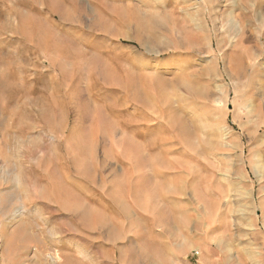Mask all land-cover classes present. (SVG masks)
I'll list each match as a JSON object with an SVG mask.
<instances>
[{
  "label": "rangeland",
  "instance_id": "1",
  "mask_svg": "<svg viewBox=\"0 0 264 264\" xmlns=\"http://www.w3.org/2000/svg\"><path fill=\"white\" fill-rule=\"evenodd\" d=\"M80 1L86 12L61 24L42 0H0V264H264V6L226 0L218 12L253 35L242 42L217 13L210 48L182 31V0ZM29 7L101 61L45 50L16 19ZM132 7L172 33L143 48L118 21L135 23ZM92 10L117 35L90 30ZM153 69L168 84L146 85L140 105L125 87ZM243 104L257 111L243 118Z\"/></svg>",
  "mask_w": 264,
  "mask_h": 264
},
{
  "label": "bare ground",
  "instance_id": "2",
  "mask_svg": "<svg viewBox=\"0 0 264 264\" xmlns=\"http://www.w3.org/2000/svg\"><path fill=\"white\" fill-rule=\"evenodd\" d=\"M88 1L91 2L94 5V7L97 6L96 8H98V10H101L99 8H109V2H111V4H113L112 0H109V2H108V0H88ZM124 1L126 2L129 0H124ZM225 1L226 0H200V1L182 0V6H180V7L183 8L182 10L185 9L184 14L186 15L183 18L185 23H186L185 24L186 26L184 27V24L182 25V28H181L182 31H184V32L187 31L189 33L195 32L196 37L198 39V41L196 40L197 45L203 42L206 46H209L210 48H212L214 46V44L216 45L217 48H220L221 41L217 38V33H216V29H217V25H216L217 22L216 21L218 19V15H217V13H218L219 16H221V18L223 17V19H226L227 26H228L227 31L229 33H231L234 37H236V36L237 37H239V36L243 37L244 39L241 38L242 42L246 41L249 36L253 35V32H252V30H249V28H247V26L244 25L245 22L243 23L242 22L243 20L242 21H235L234 19H236V18L234 16H233L234 19L232 18L231 14L234 15V13H232L233 11H231V10L228 11V9H226L224 11L222 10L221 13L218 12L219 11L218 7H220V6L223 7L226 5ZM231 1L232 2H230V4L235 2L234 0H231ZM237 1L241 2L244 5V7L246 8V10H248V12H253L254 16H255V14L257 16L258 10L264 6V0H237ZM42 2L48 7L49 10H51L55 15H57V22H59L61 24H66V23L72 22V20H73L72 17H74V15L71 11L78 13V15H81V14L86 12L85 6L83 5V3L80 0H42ZM142 2H143V0H142ZM153 2H155V0ZM118 3L121 4L120 0ZM133 5H135V4H133ZM142 6H143V4H142ZM170 6L171 5H169V7ZM113 7L117 8V6H113ZM144 7H145V5H144ZM110 8H112V7H110ZM121 8L124 9V7L121 6L119 8L121 10V13L123 14L124 10ZM35 10H36V8L29 7V9L26 11V13H24V11H22L20 9H17V8L14 9V12H16V15L18 17L16 19H19L21 24H22L21 29H22L23 33L34 32L35 36L38 39V44H40L41 46L43 44V46H45V50L55 52L56 54L61 55L63 57H68V56H72V55L82 56V57L86 58V60L93 65H96L97 63H99L101 61V59L99 57V50L94 43H92V42L84 43V40L81 37L68 34L64 29L58 28L57 24L52 23L50 28L48 26H45V24L43 23L44 21H40V20L35 18L34 14H33V12ZM133 10H134L135 14H137V16H138L135 23H131V21L129 22V20H127L126 18L121 17L120 13H118V15L120 17V18H118V21L123 23V24L127 23V25H129V23L133 24V27H134L133 30H135V34H134L133 39H135L138 42V44H140V46H142L143 48L148 49L149 45L160 43L159 38L153 33L154 32L153 30H158V28H162L168 34L172 33L169 28H165V27L160 26L158 21L152 19L151 16L140 15V13H138L139 10L137 8H133ZM92 11H94V10H92ZM93 16H95L96 18L94 17L95 21H93L94 20L93 19L90 22V25L88 26L90 30H92V31L96 30L97 33L108 32V33H112L113 35L114 34L117 35V33L111 31L113 26L107 18L98 14V12H95V11L93 12ZM242 18H244L246 21L250 22L251 15L245 14L242 16ZM237 19H238V17H237ZM256 20L260 26L259 31H257L258 33L256 34L257 41L259 42V47L263 48L264 47V27L263 26L264 25L262 24L261 21L264 20V16H257ZM124 36H125V34H124ZM22 42H24V41H22ZM41 42H42V44H41ZM26 44H29V43H26ZM81 47H83L85 49L88 48V49L84 50ZM82 61H80V63H82ZM48 65H50L53 68L55 67V63L53 61H50ZM150 69H152V67ZM96 72H97V69H96ZM151 72L148 73L147 75H144V83H143V81H141V87L139 85L140 80H139V83L136 81H133L130 83L131 85L125 87L126 92L130 95V98L137 101L138 104H140V105H144L145 102H147L144 95L142 94L143 88L145 89V87L149 86L152 89V91L157 92L160 95L162 93V89H165L166 85L168 84L167 81L161 76L160 73H155L154 69H153V72L152 73ZM100 73H103V72H100ZM103 76H105V75L103 74ZM101 80H102V78H101ZM232 81L233 80H231V78H230V84L234 87V83ZM146 85H148V86H146ZM223 86H224V84H223ZM227 93H228V90L226 88L224 90V95H227ZM242 106L244 107V109L238 110V115L241 114V116L243 118L248 117L251 113L257 111L255 109H253L251 107V105H249V104H243ZM95 110H96L95 113H97V116L100 117L102 115L100 112V109L98 110L95 107ZM263 126H264V119L262 121L259 120V122H257L254 126L255 127L254 128V134H256L261 129V127H263ZM174 130L178 135H182L187 131V129L182 124L178 125V127H174ZM123 139H125V138H123ZM262 166L260 165V167H262ZM255 168H256V166H255ZM257 173H259V172H257ZM251 195L249 197H251ZM249 205L252 206L250 203H249ZM16 215H18V214H16ZM21 225L24 226L23 228L25 229V227L27 226V223H23ZM51 259L52 260L55 259V256L52 257ZM47 262H48V260H47ZM51 262H53V261H51Z\"/></svg>",
  "mask_w": 264,
  "mask_h": 264
}]
</instances>
